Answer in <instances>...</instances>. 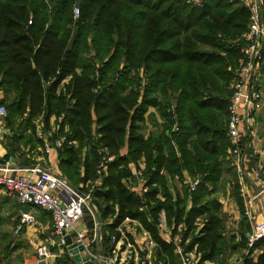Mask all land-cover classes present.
Masks as SVG:
<instances>
[{
    "label": "trees",
    "instance_id": "obj_1",
    "mask_svg": "<svg viewBox=\"0 0 264 264\" xmlns=\"http://www.w3.org/2000/svg\"><path fill=\"white\" fill-rule=\"evenodd\" d=\"M249 18L239 0H205L202 8L189 0H0V106L10 131L0 163L34 164L42 136L56 127L49 132L51 120L64 115L59 171L73 188L87 192L100 178L102 157H114L94 191L111 235L127 217L138 220L157 244L155 264H180L159 232L164 211L175 231L185 226L186 249L196 250L199 264L241 259L249 224L228 159L227 124ZM142 161L150 189L145 212L128 185L131 165ZM187 178L200 179L196 191ZM176 179L182 188L172 192L169 180ZM227 186L242 215L237 233L228 232L219 198ZM11 210L15 216L16 202ZM85 219L92 228L88 212ZM6 224L0 214L5 260L18 249ZM111 243L106 236L94 250L108 256ZM247 250L242 264H264V239ZM54 264L76 263L67 256Z\"/></svg>",
    "mask_w": 264,
    "mask_h": 264
},
{
    "label": "built area",
    "instance_id": "obj_2",
    "mask_svg": "<svg viewBox=\"0 0 264 264\" xmlns=\"http://www.w3.org/2000/svg\"><path fill=\"white\" fill-rule=\"evenodd\" d=\"M250 12L248 31L243 37L238 76L231 89V102L229 105V120L227 124V137L229 140V156L232 166L237 174V183L243 201L244 217L251 225L247 234V246L253 247L255 243L264 239V163L253 170L255 180L259 182L257 189L248 192L246 189L247 144L244 140V122L251 113L261 108V93L254 87L253 80L256 71L264 62V0H239ZM189 2L202 8L205 0H189ZM78 8H75V17H78ZM4 99V92L0 89V101ZM8 115L6 106H0V127ZM64 115L58 118L55 129L42 136L44 145L42 154L35 156L34 164L20 166L15 161L4 160L0 163V204L7 197L18 205L15 219L18 221L14 228V235L29 228H37L41 236L38 245V262L51 263L55 258L67 252L74 257L68 249L66 237H72V244L80 255H86L96 264H155L157 244L142 224L135 219L126 218L117 228V234H110L105 229L106 223L100 220V210L94 202V191L100 186L101 177L107 171V165L114 157L104 155L99 164L97 174L100 177L92 185H87V192L73 188L59 171L61 163L60 154L67 140L65 134L58 133V126ZM5 124V123H4ZM68 131V128H66ZM56 132L57 137L52 139ZM134 179L128 182L130 191L141 200V212L147 208V194L149 178L145 175V164L131 165ZM190 191H196L200 179H188L185 182ZM263 215L258 220L256 207ZM25 207H31L25 210ZM46 213L49 221L46 224L40 219ZM88 212L93 221L89 228L85 222V213ZM110 219L109 221H112ZM159 232L162 238L174 247L175 254L180 257L181 264H199L196 250L187 251L188 240L184 242V229L182 224L175 231L174 219L172 224L167 222L165 212L162 211L159 220ZM106 236H111L112 249L110 255H104L94 250L99 248ZM163 264V263H159ZM170 264V263H168ZM204 264H209L205 262Z\"/></svg>",
    "mask_w": 264,
    "mask_h": 264
},
{
    "label": "rangeland",
    "instance_id": "obj_3",
    "mask_svg": "<svg viewBox=\"0 0 264 264\" xmlns=\"http://www.w3.org/2000/svg\"><path fill=\"white\" fill-rule=\"evenodd\" d=\"M7 111H8V109H7ZM6 118H4V123H5ZM55 124H57V119L53 118L51 120L49 132L52 131V129L54 128ZM36 125H37V136L40 138L39 135H40L41 131L43 130V123L41 122V119H38L36 121ZM8 131H9V129H8ZM22 151H24V152L27 151L28 152L29 151V147H27V148L22 147ZM38 152L39 153L42 152V147L38 148V150L35 151V153L33 152L32 155L36 156V154ZM26 158H27V155L25 154L24 155V159H26ZM27 159L29 160L31 158H27ZM176 180H177L176 181V185H174L173 187L174 188L177 187L181 191V186L182 185L178 181V179H176ZM231 189H232V187H230V186H227L226 188H221L219 198H220L221 202L224 205L223 215H225V217H226V226H227L228 232L229 233H237V232H239V229H240L239 225H240V222H241V219H242V215H241V212L238 209V205L234 203L235 204V207H234L229 202L228 195L231 192ZM14 204H15L14 200H12L11 198L7 197V199L5 200V206H3L1 208L0 214L3 215L7 219V224L4 227V230L8 231L9 233H11L12 242L15 245L18 244V249L7 260H5L3 258V255H2L3 254L2 253L3 249L0 248V264H39V262L37 263V261H38L37 254H38V245H39V242L41 241V236L39 235V232L37 231V228H31L30 229L31 231L27 230V231L23 232V234L20 235V236L19 235L18 236L14 235L13 232H14V226H15L14 223H16V219H15L16 217L11 212L12 211L11 209L14 206ZM41 217H44V215L42 214ZM247 221H248V219H247ZM43 222L47 223L48 221H43ZM85 222L87 224L86 219H85ZM248 224H249V230H245L244 231V236H245V240H246V246H247L246 236L251 231V225H250L249 221H248ZM47 225H48V223H47ZM87 226H88V224H87ZM28 231L30 233H28ZM247 249H250V248L247 246ZM247 249L245 251L244 257H242L241 259L240 258L238 259V256L234 255L231 258L230 264H242V261H244V258H246L248 256V250ZM67 256H68L69 259L73 260L76 263V261L74 259V257H75L74 254H73L74 257L72 258V257L69 256V254L67 252H63V255H61L58 258H55L49 264H54L55 260L64 259ZM211 264H217V263H211Z\"/></svg>",
    "mask_w": 264,
    "mask_h": 264
},
{
    "label": "crops",
    "instance_id": "obj_4",
    "mask_svg": "<svg viewBox=\"0 0 264 264\" xmlns=\"http://www.w3.org/2000/svg\"><path fill=\"white\" fill-rule=\"evenodd\" d=\"M253 84L254 87H256V89L261 93L262 101H261V108L259 110L253 111L250 117L246 118L244 122V127H245L244 140L245 143L247 144L246 167L248 170V175L246 177V189L248 192H252L254 189L258 188L259 182L255 180L252 173L254 169H256L257 167L261 166L264 163V62L263 65L256 71L254 75ZM149 130H152L151 126ZM8 135H9V131L6 127V124L3 123V125L0 127V158H3L6 155V145L8 142V138H7ZM141 164H145V163L142 161ZM176 181L177 180L171 182V180H169L170 182L169 185L172 192L175 189L173 186L176 185ZM228 197H229V202L235 207V204L237 203L233 199V197H231V193H229ZM256 213L258 215L257 216L258 220H261L263 218V215L260 213V209L258 206L256 207ZM43 223L46 224L45 222ZM30 229L31 228L27 230ZM28 233L30 232L28 231ZM211 263L212 262H209V264Z\"/></svg>",
    "mask_w": 264,
    "mask_h": 264
},
{
    "label": "water",
    "instance_id": "obj_5",
    "mask_svg": "<svg viewBox=\"0 0 264 264\" xmlns=\"http://www.w3.org/2000/svg\"><path fill=\"white\" fill-rule=\"evenodd\" d=\"M66 243L69 246L68 249L70 250V252L75 255L74 259H75L77 264H96L95 262L89 260L85 254L84 255L79 254V251L82 250V247H80V249H78L75 247V245H72V237L71 236L66 237ZM39 264H46V262L41 261V262H39Z\"/></svg>",
    "mask_w": 264,
    "mask_h": 264
}]
</instances>
